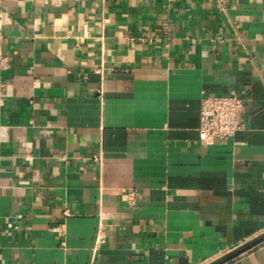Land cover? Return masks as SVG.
<instances>
[{
  "label": "crops",
  "instance_id": "0c3cea01",
  "mask_svg": "<svg viewBox=\"0 0 264 264\" xmlns=\"http://www.w3.org/2000/svg\"><path fill=\"white\" fill-rule=\"evenodd\" d=\"M0 34V264H208L264 232V0H0ZM231 92L243 128L201 144Z\"/></svg>",
  "mask_w": 264,
  "mask_h": 264
},
{
  "label": "built area",
  "instance_id": "2783aa9c",
  "mask_svg": "<svg viewBox=\"0 0 264 264\" xmlns=\"http://www.w3.org/2000/svg\"><path fill=\"white\" fill-rule=\"evenodd\" d=\"M2 36L0 34V70H7L9 62L1 52ZM243 100L235 92L228 95L202 94L200 98L197 136L201 144L212 145L217 140L234 136L244 126ZM103 239L97 235L95 244Z\"/></svg>",
  "mask_w": 264,
  "mask_h": 264
},
{
  "label": "water",
  "instance_id": "95a60500",
  "mask_svg": "<svg viewBox=\"0 0 264 264\" xmlns=\"http://www.w3.org/2000/svg\"><path fill=\"white\" fill-rule=\"evenodd\" d=\"M264 241V232L257 236L256 238H253L252 240H249L248 242L238 246L237 248L227 252L220 258L208 263V264H224L233 258L237 257L238 255L242 254L243 252L251 249L252 247L256 246L257 244Z\"/></svg>",
  "mask_w": 264,
  "mask_h": 264
}]
</instances>
